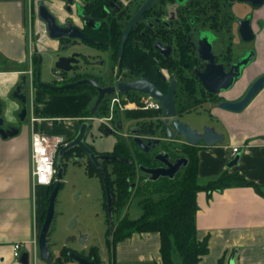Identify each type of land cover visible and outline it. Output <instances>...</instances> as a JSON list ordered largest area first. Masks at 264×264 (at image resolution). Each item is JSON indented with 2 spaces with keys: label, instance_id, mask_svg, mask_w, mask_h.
Here are the masks:
<instances>
[{
  "label": "flooded vegetation",
  "instance_id": "1",
  "mask_svg": "<svg viewBox=\"0 0 264 264\" xmlns=\"http://www.w3.org/2000/svg\"><path fill=\"white\" fill-rule=\"evenodd\" d=\"M231 2L232 0H31L30 11L33 16L30 26L33 28L35 25L42 32L44 50L40 53L34 50V53L30 54L31 61L29 59L27 68L21 73L26 77L24 84L26 103L22 105L19 103L18 116L24 107L26 114L28 112L29 100L27 94L32 96L35 88L40 89L34 81L37 72V60L41 59V69L43 56L49 57V67L52 70L54 80L51 83L41 80L42 82L53 86L77 84L81 81L83 83L73 90H66V93L63 92L64 94L40 90L50 95H78L79 97L84 95L90 99L77 116L76 126L72 134L67 138L62 137L66 142L63 146H66L69 141L77 136L82 123H87L89 127L83 139L86 145L95 155L116 158L112 161L100 162L110 185L111 196L112 185H116L114 183L116 172L113 170L116 163H123L132 168L133 175L131 174L127 178V184H130L129 191L142 188L143 185L151 182L146 181L148 175L141 171L140 167L156 169V167L161 166L157 160L155 161L156 155L160 152L167 153L170 162L182 158L186 159L187 152H184V149L188 144L184 138L176 135L172 126L169 127L173 131L174 137L167 138V127L161 117V109L157 100L142 93H122L118 90V86L119 84L138 82L143 79L155 86L160 94L166 95L172 77L177 81L176 90L178 88V79L176 78L178 69H182L185 74L196 79L194 70L203 68L197 53L199 38L203 36H207L208 40L211 39V49L218 56L217 63L223 64L227 72L232 62L225 60L221 53H217L218 51H224L226 48L227 30L229 29L233 36L238 27V20L250 18L251 29H253L254 23L262 22V18H264L262 15L259 18L255 17V12L263 8L264 5L260 8H251L248 5L250 10L244 17H235L231 15ZM39 5L47 10L54 18L55 24L61 27L60 32L64 36L59 40L47 36L46 25L37 16ZM70 36H76V38ZM182 53L190 55L191 59L196 57L197 62L193 63L192 66L188 62H181ZM35 56L37 59L35 65H33ZM59 58L64 59L61 66L66 69L65 71L54 67ZM184 59H187V57ZM29 68L33 73L31 87L27 84L26 75ZM196 80L197 84L201 85L199 80ZM19 81L20 77L17 83ZM253 83L245 88L246 91ZM99 90L103 91V98L92 111L98 99ZM69 91L78 93L72 94ZM203 91L207 96L216 99L213 102L208 101L204 104H211L214 107L219 101H239L247 93L244 91L242 97L232 100L225 98L226 94L229 93V89L226 93L224 91L219 92L217 96L210 95L204 88ZM106 93H110V95ZM148 103H155L158 108H145ZM100 112L102 113L100 114ZM156 112L159 113L156 114ZM181 115L177 110L176 119ZM27 118L28 114L25 120ZM98 118L104 119L101 123V134H115L117 136L115 144L120 141L125 142L128 147L127 156L112 154L115 144L111 151H96L93 145L87 143L86 138L91 134L89 121L98 120ZM58 120L61 121V118L55 119V121ZM19 125L18 118L14 122L4 120V127H19ZM134 138L144 139L145 142L150 141L149 151L145 152L140 149L134 142ZM155 139H159L160 142L155 148H152ZM172 143L180 146L175 148L176 154L171 153ZM138 160L142 163H138ZM68 161H74V164L79 166L84 164V171L87 176L96 177L102 185L100 170L91 162L83 150L79 147H73L68 149L60 161L63 174L60 178L59 190L63 187L61 181L66 173ZM102 191L103 207L106 210L107 231L105 244L107 253H111L110 242L116 221L114 219L113 232L110 233L104 185H102ZM112 199H114L113 202L116 200L114 196H112ZM49 231L50 235L51 226ZM78 239L79 235H70L67 241L61 244L59 254L56 257L51 255V264H66L67 261H73L69 257L71 252L85 261H93L94 264H112L109 258H100L98 250L95 248L88 250L84 246L78 248L80 246ZM67 244L74 245V247H67ZM34 256L36 259L38 256L37 251Z\"/></svg>",
  "mask_w": 264,
  "mask_h": 264
},
{
  "label": "crops",
  "instance_id": "2",
  "mask_svg": "<svg viewBox=\"0 0 264 264\" xmlns=\"http://www.w3.org/2000/svg\"><path fill=\"white\" fill-rule=\"evenodd\" d=\"M30 9L31 0H0V61L4 68L0 71V100L6 122H14L20 110L19 101L12 96L22 73L18 67L26 60L28 63L34 50L38 53L44 50L42 32L37 26H30L33 16ZM260 15L264 16V7L255 12L256 18ZM252 30L262 59L264 18L254 23ZM263 74L264 63H259L258 69L255 66L244 69L242 77L253 76V81ZM238 95L232 94L228 99H238ZM89 101L84 95H50L37 89L34 98L29 95L28 118L19 121V134L7 139L0 136V264H21L19 258L24 253L29 254L31 264L36 251L38 254V246L33 242L40 232L47 187L32 185V134L67 138ZM214 116L216 125L212 128L223 133L225 142L215 147H197V182L207 184L227 171L255 183L260 194L247 186L216 191L209 197L204 191L196 194L197 239L207 238L209 242L208 252L199 264H217L222 258L226 264H264V87L242 112H226L215 107ZM56 118L61 121H55ZM235 147L240 158L228 169L227 164L236 155L232 151ZM16 243L21 246L18 258L12 247ZM159 247L157 234H133L117 242L111 262L160 264Z\"/></svg>",
  "mask_w": 264,
  "mask_h": 264
},
{
  "label": "water",
  "instance_id": "3",
  "mask_svg": "<svg viewBox=\"0 0 264 264\" xmlns=\"http://www.w3.org/2000/svg\"><path fill=\"white\" fill-rule=\"evenodd\" d=\"M237 3H245L249 5L251 8H260L264 5V0H232ZM38 19L46 25V33L47 36L51 39L59 40L62 35L61 27L55 24L54 18L51 16L47 10L41 8V5L38 6ZM237 29L236 33L241 39V41L245 43H250L255 40V35L252 32L250 18L240 19L237 21ZM76 31V30H75ZM71 38H76V36H70ZM211 39L208 40L207 36H203L199 38L197 45V53L200 62L203 64V68L195 69L194 74L196 79L202 85V88L209 93L210 95L217 96L219 92H226L230 89L236 80L241 75L242 66H247L250 60L253 59V52H249L242 57L241 60L237 62H232L229 70L226 72L225 67L221 63H217L218 56L213 53L211 49ZM63 58H59L55 63L54 67L58 70L65 71L61 66V62ZM41 59L37 60L36 64V76H35V84L37 87L43 90L54 91L58 93L66 92V90H73L80 86L83 83L81 81L77 84H65V86H53L46 84L41 81V69H40ZM25 75L21 74L20 81L17 84V87L14 89L12 96L15 100L19 101V103H26V95L24 94V84H25ZM177 81L172 77L171 82L168 86L166 95H162L158 92L155 86H153L147 80H139L138 82H130L119 84L118 90L122 93L124 92H137L150 96L151 98L158 101L160 109H161V117L164 120V124L167 127V138H173L174 133L169 126H172L176 135L184 138L186 143L193 147H199L200 145H204L205 147H215V145L222 144L225 142V136L223 133L217 131L215 128L209 127L207 125H203L198 129L191 128L187 123H181L176 119L177 109L175 107V90H176ZM264 87V74L261 75L254 81V83L248 88L247 93L242 97L239 101H219L216 103V107H219L225 111H230L234 113L242 112L246 105L257 95L259 90ZM112 93V92H110ZM110 93H106L110 95ZM103 91L99 90L98 99L95 102L92 111L99 104L101 99L103 98ZM2 110L3 105L0 101V136L2 139H7L8 137H13L19 134L20 129L17 127H4V118H2ZM18 119L20 123H22L27 114L25 107L22 108V111L19 113ZM87 123H82L80 126V130L73 138L72 141H69L66 146H63L57 153V161H56V179L54 181V189L48 196V205L45 212V218L41 225L40 232L37 238V246H38V257L40 260L46 261L48 264L52 263L51 253H50V245L48 240L49 229L55 218L54 216V208H55V199L58 194L60 188V178L63 174V169L61 168L60 161L63 159L64 154L73 147H79L84 153L89 157L91 162L100 170L102 175V185H104L105 197L107 199V214L109 221V231L113 232L114 226V214H113V200L110 192V185L108 184V180L106 177L105 171L101 168V161H112L116 159L115 157H109L105 155H95L93 151L86 145L83 141L85 138L86 131L88 129ZM134 142L138 145L140 149L147 152L149 151L148 146L151 145L150 141L145 142L144 139L134 138ZM160 142L159 139H155L153 141L152 148H155L157 144ZM240 158V154H236L232 160L227 164L228 169L234 167ZM158 161L161 166L156 167V169H147L144 167H140L139 169L145 172L148 175L146 179L147 182L155 183L161 178H166L168 180H172L175 176L183 169L186 168L188 163V159H177L174 162L169 161V155L167 153L160 152L156 155L155 161ZM127 162V161H126ZM76 220L73 219L70 221L68 229H73ZM87 235H79L78 242L80 246H85V242L87 239ZM70 259L77 262L78 264H94L93 261H85L81 259L78 255L71 252L69 254ZM19 261L21 264H30V256L28 253H24L20 256Z\"/></svg>",
  "mask_w": 264,
  "mask_h": 264
},
{
  "label": "trees",
  "instance_id": "4",
  "mask_svg": "<svg viewBox=\"0 0 264 264\" xmlns=\"http://www.w3.org/2000/svg\"><path fill=\"white\" fill-rule=\"evenodd\" d=\"M226 34L228 39L226 41L227 54L224 56L222 51L217 53H221L225 60L230 61V45L233 36L229 29ZM185 57L187 59H184ZM33 59V65H35L36 56ZM183 61L188 62L192 66L193 63L197 62V58L191 59L190 55L182 53L181 62ZM176 78L178 79V88L176 90L175 105L179 113L195 112L199 109L198 107L207 101L213 102L216 100L207 96L202 86L199 83L197 84V80L185 74L182 69L176 71ZM75 92L69 91L72 94ZM127 148L125 142L120 141L114 145L112 154L127 156ZM184 152H187L188 163L186 168H183L174 179L162 178L155 183L145 184L142 188H137L134 191H129L130 184H127V178L131 176L132 168L123 163L115 164L113 170L116 172L114 180L116 185H112V196L116 200L113 202V214L124 207L131 200V197L140 198L139 195L142 190L148 189L149 186L154 187L151 193L158 196L155 200L148 197L140 202L142 213L140 217L130 219L125 216L116 220L113 237L110 242L112 247L111 256L117 242L128 239L133 234L155 233L158 235L160 242V264H199L200 259L208 252L209 242L207 238H203L202 241L197 239L195 226L197 213L196 194L204 191L209 197L211 193L216 191L245 186L253 188L260 194V190L255 183L244 179L237 173L229 174L227 171L207 184L200 185L197 182L198 148L187 145ZM140 162L138 160V163ZM53 189L54 182L47 187L45 209L41 215L39 230L45 218L48 196ZM217 264H226V262L222 258L218 260Z\"/></svg>",
  "mask_w": 264,
  "mask_h": 264
},
{
  "label": "rangeland",
  "instance_id": "5",
  "mask_svg": "<svg viewBox=\"0 0 264 264\" xmlns=\"http://www.w3.org/2000/svg\"><path fill=\"white\" fill-rule=\"evenodd\" d=\"M231 4V15L235 17L242 18L247 14L248 10H250V7L245 3H237L232 1ZM235 34H233L234 38L232 39L230 45L231 53L229 54V58L231 62H237L238 60H241V58L245 57V55L249 52L254 53L255 51V53L253 54V59L249 61L250 63L245 67L242 66L241 75L232 86L233 89H229L233 90L231 91L233 93L229 92L225 96V98L227 99L228 97H232V94L242 95V93L246 91L245 88L248 87L250 83L254 82V80L252 81L253 76L249 78L242 77V71L244 68H252L253 66H255L258 69L259 63H264V58L261 59L258 55V47L256 46L255 41L244 43ZM225 38L226 36L224 37V39ZM222 52L224 53V56H226L227 48H225ZM48 58L49 57L43 56L41 80L51 83L54 78L52 70L49 67L50 61ZM18 68L22 69V71H25V69L27 68V60L24 61L23 64H21V66ZM0 71H4L1 61ZM36 90L37 88L34 89V91ZM34 91L32 94L33 98ZM240 95L238 96L240 97ZM27 99L29 100V94H27ZM0 101L3 104V101ZM198 108L199 109L195 112H184V114L179 116L177 120L181 123H187L191 128L194 129H198L203 125H207L209 127H213L214 125H216V118L215 116L213 117V111L215 109L214 106H212L211 104H203ZM217 109L223 110L219 107H217ZM1 115L2 118H4V110L2 111ZM25 123L28 124L27 121ZM89 125L91 126V134H89V136L86 138L87 143L93 145L96 151H111L113 145L117 142V136L115 134H101L102 126L99 120L89 121ZM178 147L180 146L172 143L171 153L176 154L177 151L175 148ZM61 182L63 183V187L58 191L55 199V218L51 224V233L48 237L51 255L53 257H56V255L59 254V249L62 247L61 244L65 243L70 235H87L88 237L85 242L86 246H84L85 249L88 250L90 248H95L96 250H98L100 258H109L111 262V253H107V246L105 244V236L107 231L106 214L103 207L104 200H102V185H100L99 179L94 176H87L86 172L84 171V164L82 166H79L75 165L74 161H68L66 173L64 174ZM153 190L154 187L152 186H149V188L146 190H142L141 194L139 195L141 200L138 197H131V200L128 201V203L124 207H122L118 212L116 211V213L114 214L115 221L125 216L130 219H136L140 217L142 214L140 209V202L143 199H147L148 197L149 199L150 197L154 198V200L157 199L158 195L151 193L153 192ZM73 219L76 220V223L73 229L69 230V223ZM67 245V247L72 246L70 244ZM72 247H74V245ZM78 248L82 247L79 246ZM31 264L48 263L44 260H40L37 256L36 259H32ZM66 264L76 263L73 261H67Z\"/></svg>",
  "mask_w": 264,
  "mask_h": 264
},
{
  "label": "built area",
  "instance_id": "6",
  "mask_svg": "<svg viewBox=\"0 0 264 264\" xmlns=\"http://www.w3.org/2000/svg\"><path fill=\"white\" fill-rule=\"evenodd\" d=\"M32 53V52H31ZM30 53V54H31ZM31 61V55H30ZM27 75V84L28 86H32L33 82V73L31 68L26 72ZM31 95V94H30ZM148 106L145 105V108L156 109L158 106L155 103H148ZM98 120L103 123V118H98ZM32 122L35 120L32 119ZM30 173H31V181L32 185H42L48 187L51 185L56 179V161H57V153L63 145L66 144L65 140L59 136H49L45 134H32L30 140ZM233 154H236L237 148H232ZM37 240H34L33 245H36ZM13 253L15 257L20 256V248L19 244H14ZM36 250V249H35ZM34 250V251H35Z\"/></svg>",
  "mask_w": 264,
  "mask_h": 264
}]
</instances>
